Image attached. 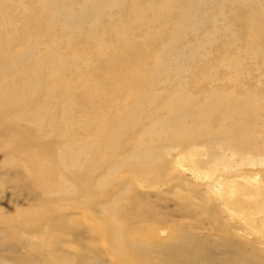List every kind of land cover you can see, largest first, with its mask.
<instances>
[{
    "label": "bare ground",
    "instance_id": "1",
    "mask_svg": "<svg viewBox=\"0 0 264 264\" xmlns=\"http://www.w3.org/2000/svg\"><path fill=\"white\" fill-rule=\"evenodd\" d=\"M188 71L196 76L189 83ZM263 76L264 0H0V167L24 168L40 199L31 209L54 198L74 204L72 194L89 209L105 181L94 185L89 163L114 177L124 165L144 181L160 177L157 163L177 145L182 154L209 147L207 162L195 158L197 168L238 164L227 151L239 162L260 156L264 163ZM45 133L52 141L40 140ZM123 146L125 157L113 159ZM124 190L123 183L91 228L113 264H152L149 255L158 257L154 264H264V247L236 244L222 219L212 220L222 256L210 260L200 250L206 243L197 242V250L176 228L160 240L153 223L130 226L143 215L118 210ZM42 210L17 224L31 237L6 223L0 247L10 253L30 245L21 261L28 264L31 254L41 264H102L94 248L91 260L69 257L60 245L68 230Z\"/></svg>",
    "mask_w": 264,
    "mask_h": 264
},
{
    "label": "rangeland",
    "instance_id": "2",
    "mask_svg": "<svg viewBox=\"0 0 264 264\" xmlns=\"http://www.w3.org/2000/svg\"><path fill=\"white\" fill-rule=\"evenodd\" d=\"M24 19V15L15 13L16 21H24ZM219 43L221 40L217 41L210 49L216 48ZM194 63L199 62L195 60ZM100 72L105 73L106 71L101 70ZM255 75L257 74L255 73ZM194 78L196 76H193L191 71L183 76L185 81L188 80L187 83H189V79ZM259 87L261 88L259 91L264 94V86ZM158 89L162 90L161 87ZM186 89L190 90L187 87ZM192 92L194 91L192 90ZM161 100L158 99L155 106H160ZM260 104L263 106L261 112L263 119L264 102ZM73 116L76 119L79 118L77 113H74ZM72 133L82 141L89 140L90 137L82 131H73ZM52 139L53 136L50 133H45L40 140L47 142ZM193 149H196L194 151H197L198 155H195L194 151V153L182 154V148L178 145L168 148L162 162L157 163V169L162 174L154 181H144L139 177L133 178L132 173L124 165L119 166L114 177L104 174L103 169L89 163L85 169L86 173L90 171L89 176L94 181V185L98 179L105 180L102 184L103 187H97L98 191L94 195L92 194L94 200L89 209L81 204L82 197L79 194L68 196L77 199L74 204L70 203L66 197L59 201H55L56 198H54L51 201L43 202L39 209H31L34 205L40 204V199L37 192L30 191V185L25 180L24 168L18 163L13 166H1L0 237L7 238L4 226L10 222L16 224V229L12 228L18 235L23 238L31 237L30 233L19 229L20 226L17 224L24 220L29 223L35 214L43 211L42 208L48 209L52 211V219L68 230L65 235L66 239L60 245L72 252L69 257L81 253L87 260H91L93 253L90 250L94 248L100 253L102 264H113L112 255L91 228L92 225L97 224V221L99 223L103 207L114 199L117 189L124 183L126 190L118 202V206L120 205L118 210L142 213L143 216L136 217L130 226L153 223L156 228L155 231L153 230V236L160 240H168V228H176L192 238L193 248H198L197 242L206 243V249H200L204 260H210L211 255L221 257L222 246L213 244L217 235L212 229V220L217 218L218 221L222 219L226 230L233 236V242L236 244L253 241L258 247H264L263 158L252 156L239 162L238 158L231 157L230 152L227 151L230 161L238 164L224 168L220 162L216 161L210 162L208 165L206 163V167L197 168L194 164L195 158L207 162L209 147L198 146ZM125 151V146L119 148L114 152L112 158L125 157ZM13 158L19 159L20 157L14 154ZM108 191L110 194L106 196ZM29 208L30 210H28ZM215 210L221 212L220 215L215 214ZM21 212L29 213L22 215ZM156 219L158 220L156 221ZM122 226H124L123 235H129L127 224L124 223ZM30 249L31 246L24 243L17 244L10 253L0 247V260L6 264H28L21 261L24 260L22 256ZM206 250H209L210 253ZM29 256L32 260L30 264H41L33 258L32 254ZM232 257L233 259L237 258L235 255ZM146 259L152 264L158 261L156 255H149ZM75 264H86V262L82 259Z\"/></svg>",
    "mask_w": 264,
    "mask_h": 264
}]
</instances>
